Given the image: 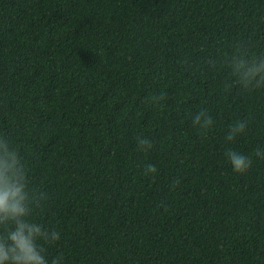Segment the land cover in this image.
I'll use <instances>...</instances> for the list:
<instances>
[{"label":"trees","instance_id":"1","mask_svg":"<svg viewBox=\"0 0 264 264\" xmlns=\"http://www.w3.org/2000/svg\"><path fill=\"white\" fill-rule=\"evenodd\" d=\"M239 45L264 55V0H0V136L46 193L49 264H264V88L232 77Z\"/></svg>","mask_w":264,"mask_h":264},{"label":"clouds","instance_id":"2","mask_svg":"<svg viewBox=\"0 0 264 264\" xmlns=\"http://www.w3.org/2000/svg\"><path fill=\"white\" fill-rule=\"evenodd\" d=\"M234 48L235 51L225 56V62L235 82L244 89L264 88V55L250 56L243 45ZM209 63L216 67L215 60ZM230 87V84L225 85L226 89ZM193 122L204 129L214 123L206 110L199 111ZM246 127L245 121H237L230 126L226 139L234 140ZM138 145L147 150L152 147V141L141 137L138 138ZM257 155L264 156V153L257 150ZM226 156L236 172L243 173L252 165L248 156L235 150L229 149ZM156 171L155 165L146 166V174ZM45 198L46 193L38 192L31 186L29 169L19 149L0 136V264H49L41 241L48 244L56 242L60 233L55 229L46 230L32 219L35 209ZM62 260L63 254L53 258L51 264H62Z\"/></svg>","mask_w":264,"mask_h":264}]
</instances>
